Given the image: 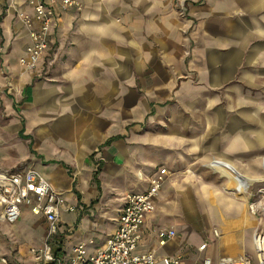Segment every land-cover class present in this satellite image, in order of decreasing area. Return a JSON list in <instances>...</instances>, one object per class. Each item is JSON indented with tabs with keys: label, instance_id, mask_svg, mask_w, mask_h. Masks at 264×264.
<instances>
[{
	"label": "crops",
	"instance_id": "1",
	"mask_svg": "<svg viewBox=\"0 0 264 264\" xmlns=\"http://www.w3.org/2000/svg\"><path fill=\"white\" fill-rule=\"evenodd\" d=\"M11 1L0 0V168L32 167L63 193L56 255L103 247L126 194L145 191L158 172L137 252L212 264L254 255L261 219L248 203L264 185V0L56 4L33 69L19 61L30 38L16 15L32 6ZM24 208L35 214L22 205L20 215ZM35 215L19 232L0 209V264H42L31 249L46 222ZM166 228L175 235L159 244Z\"/></svg>",
	"mask_w": 264,
	"mask_h": 264
},
{
	"label": "built area",
	"instance_id": "2",
	"mask_svg": "<svg viewBox=\"0 0 264 264\" xmlns=\"http://www.w3.org/2000/svg\"><path fill=\"white\" fill-rule=\"evenodd\" d=\"M32 12L17 11V15L29 28L30 42L26 46V55L19 58L26 69H33L37 60L48 46L50 27L55 21L54 5L62 9L80 8L79 0H27ZM12 1L10 0V3ZM3 88L0 87V95ZM164 175L158 172L149 178L148 188L143 192H129L125 196L123 208L119 214L117 226L107 238L105 245L92 253H87L84 244L79 243L72 249V257L64 260L56 255L52 239L58 230L59 209L63 202V193L56 189L39 171L32 167L9 170L0 168V209L2 218L15 222L21 212V206H31L35 214H42L46 227L39 247L31 252L36 261L42 264H212L208 256H202L193 262H185L180 254L158 257L155 249L137 252L136 246L142 238L141 229L145 215L155 209V198L159 195ZM239 194L246 193L242 184L235 185ZM248 208L259 216L261 224L253 232L254 255L245 254L239 258L222 257L218 264H264V185L258 189L257 196L249 200ZM67 205L66 210H73ZM175 235L174 228L159 231V244ZM206 244L199 246L203 250ZM4 264H9L1 258Z\"/></svg>",
	"mask_w": 264,
	"mask_h": 264
},
{
	"label": "rangeland",
	"instance_id": "3",
	"mask_svg": "<svg viewBox=\"0 0 264 264\" xmlns=\"http://www.w3.org/2000/svg\"><path fill=\"white\" fill-rule=\"evenodd\" d=\"M17 11H19V10H17ZM16 15H17V12H16ZM38 217H39L38 215L33 214L29 209L24 208L22 210L20 217L13 223V225L10 227V229H13V230L19 231V232H23L27 228H29L30 225ZM112 223H113V221H112ZM9 225H11V224H9ZM8 244L11 245L10 242H8Z\"/></svg>",
	"mask_w": 264,
	"mask_h": 264
},
{
	"label": "trees",
	"instance_id": "4",
	"mask_svg": "<svg viewBox=\"0 0 264 264\" xmlns=\"http://www.w3.org/2000/svg\"><path fill=\"white\" fill-rule=\"evenodd\" d=\"M94 178H95V181L98 183V180L96 179V174H95Z\"/></svg>",
	"mask_w": 264,
	"mask_h": 264
}]
</instances>
